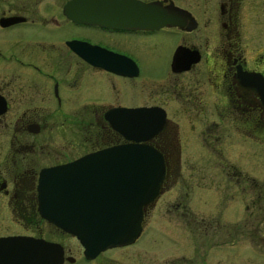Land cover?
Instances as JSON below:
<instances>
[{"label":"flooded vegetation","instance_id":"obj_1","mask_svg":"<svg viewBox=\"0 0 264 264\" xmlns=\"http://www.w3.org/2000/svg\"><path fill=\"white\" fill-rule=\"evenodd\" d=\"M125 144L156 150L163 181L132 242L87 251L41 177ZM247 156L264 159V0H0V264H226L247 242L264 257Z\"/></svg>","mask_w":264,"mask_h":264},{"label":"water","instance_id":"obj_2","mask_svg":"<svg viewBox=\"0 0 264 264\" xmlns=\"http://www.w3.org/2000/svg\"><path fill=\"white\" fill-rule=\"evenodd\" d=\"M84 164L87 168L91 164V187L87 184L85 192L74 189L73 185L78 183L70 175ZM164 174L165 164L156 150L142 144H126L105 148L76 163L47 171L40 184L55 186L54 199L60 201L59 225L75 234L87 251L96 253L130 243L137 237L141 207L157 195ZM84 194L86 205L82 201Z\"/></svg>","mask_w":264,"mask_h":264},{"label":"rangeland","instance_id":"obj_3","mask_svg":"<svg viewBox=\"0 0 264 264\" xmlns=\"http://www.w3.org/2000/svg\"><path fill=\"white\" fill-rule=\"evenodd\" d=\"M188 162L191 164V165H194V168L197 166L198 167H205V168H208L209 171L212 170V172L214 174H216L215 172V169L213 170L212 168V163L214 162L213 160H204V159H200V160H196V161H187V164ZM235 164L240 166L242 169L246 170L247 173H250V174H254V173H258L259 170H264V159H255V158H250V156L246 157L245 159H238V161H235ZM182 165H184L186 162H181ZM217 163H219L220 165H224V162H221V161H217ZM223 163V164H222ZM156 236H159V242H160V246L158 248H162V251L164 250V246L167 245L168 243V239L166 236H164L163 234H157ZM178 239V238H177ZM195 241V240H194ZM194 241L190 242L188 244V247L190 248L191 245H194ZM239 242V241H238ZM244 243V241H240L238 244L239 245H242ZM171 246H177L179 247V241H175V240H171ZM251 246H253V244H251ZM249 245V242H247V253L246 252H236V253H233V257L230 261L228 260H225V263L226 264H263L264 262V257H259L257 254L251 252L253 249ZM243 247V245H242ZM210 248H213V245H212V241L208 240V239H204V243H203V248H199L197 247V249L195 248V251H196V254L195 255H198V253H200L202 250L203 251V254L207 251V249H210ZM253 248H255L253 246ZM244 249V247H243ZM212 250V253H215V250L214 249H211ZM247 256V258H246ZM210 258V257H209ZM211 259H213L211 257ZM201 261V259H198L196 258V261L195 263H199ZM204 264H212V263H207L205 262ZM216 264V263H214ZM221 264H224V262L222 261Z\"/></svg>","mask_w":264,"mask_h":264}]
</instances>
